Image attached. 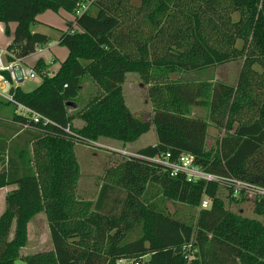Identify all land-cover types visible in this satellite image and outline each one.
Instances as JSON below:
<instances>
[{"label":"trees","instance_id":"16d2710c","mask_svg":"<svg viewBox=\"0 0 264 264\" xmlns=\"http://www.w3.org/2000/svg\"><path fill=\"white\" fill-rule=\"evenodd\" d=\"M84 1L0 0V22L12 35L9 61L51 41L33 30L40 14L63 9L75 16L74 27L59 38L68 55L58 70L49 75L42 58L34 63L41 78L36 88L14 86L9 72L0 71L15 100L49 119L34 123L0 97L1 106L13 107L0 117V189L14 186L0 216V264H117L122 258L142 264H264V221L230 208L245 196H233L216 182H189L147 159L173 162L190 153L207 172L264 186V0H92L76 15ZM238 59L236 84L195 83L194 97L208 116L190 115L172 75ZM130 72L148 86L149 120L126 104L123 83ZM85 78L99 91L79 106ZM76 118L80 127L73 124ZM209 122L221 133L211 148ZM152 125L156 142L110 166L96 201L76 195L77 144L106 139L124 148ZM153 186L163 199L147 196ZM115 188L124 191L122 198L110 199ZM204 195L211 199L208 208H201ZM166 200L196 209V219L169 213ZM254 211L264 214V200L255 199ZM40 212L46 214L52 248L22 257L28 224Z\"/></svg>","mask_w":264,"mask_h":264},{"label":"rangeland","instance_id":"374dc122","mask_svg":"<svg viewBox=\"0 0 264 264\" xmlns=\"http://www.w3.org/2000/svg\"><path fill=\"white\" fill-rule=\"evenodd\" d=\"M59 13L72 19L73 15L71 12L66 10H59L54 12L47 10L40 14L39 17L43 21L33 26V30L42 32L51 37V41L46 44L42 53L37 51L28 55V63L33 65L39 58L50 66L48 68V74L52 75L53 72L57 71L61 63L66 59L68 55V48L64 45L59 44V38L65 29L68 28L70 23L59 16ZM14 22L9 23L10 32L12 34L15 27ZM72 24V23H71ZM1 27L3 31L1 32ZM12 41V35L5 33V23L0 22V49L7 48ZM3 42V43H1ZM6 64V61L4 59ZM242 61L241 59L226 62L219 66L203 68L200 70L183 72L173 74L172 78L179 81L181 92L187 97L190 108L189 112L192 116H200L206 118L208 116V108L203 102L198 101L194 97V85L198 81H222L229 84H236ZM29 65L25 67L29 68ZM41 78H26L21 83H13L14 86H20L25 91H31L38 86ZM10 84L0 85V94L3 96L9 95ZM99 91L98 86L88 78L84 79L82 90L77 102L79 106H85L91 97ZM123 93L125 96L126 104L130 111L135 115L144 120L151 118V103L148 96V86L145 85L139 78L137 73L130 72L126 76V80L123 83ZM13 107L11 105L1 106L0 105V117L10 115ZM74 111V110H73ZM74 113V112H72ZM73 124L80 127L81 121L74 119ZM207 148L214 147L219 140L221 133L216 129L214 125L209 122ZM21 133H25V130L18 129ZM157 140V135L154 125L151 129L143 134L135 142L125 144L122 148V143L116 140H98L90 144H77L75 147L77 159L80 164V178L76 188V195L84 200L96 201L98 198L99 190L104 182L103 176L106 170L110 166L116 165L119 161L124 158V153L138 155L137 151L148 145L154 144ZM122 154V155H121ZM123 156V157H122ZM14 186H6L4 189H0V216L5 210V197L10 189ZM124 191L122 189L115 188L111 192L110 199L122 198ZM152 201L163 199L160 189L157 187H150L148 195ZM167 201V211L171 214H175L178 218L187 221L196 219L197 210L182 203ZM230 208L241 211L242 214L250 218H258L264 221V214L257 215L255 213V199L253 197H247L245 201H240L237 205H231ZM139 235V231L132 234L130 239L136 238ZM52 248V242L50 237V231L48 227L47 217L44 212L37 214L32 221L28 224V243L21 249L22 257L27 255L47 251ZM19 264H26L25 261L19 260Z\"/></svg>","mask_w":264,"mask_h":264},{"label":"built area","instance_id":"2783aa9c","mask_svg":"<svg viewBox=\"0 0 264 264\" xmlns=\"http://www.w3.org/2000/svg\"><path fill=\"white\" fill-rule=\"evenodd\" d=\"M91 3L92 0L79 3L76 9V15H81L82 13H84L90 7ZM43 47V45H37L35 51L41 52L43 50ZM9 55L12 54L8 51L7 48L0 49V71H8L10 79L13 82L19 83L21 80H24L27 77H37V74L31 68H27L22 64V58L14 57V60L9 61ZM4 59L6 61V64L4 62ZM6 83H8L7 79L0 75V85L3 86ZM0 96L16 105L18 107V111L24 116L31 119L34 123L49 122V119L47 117L43 116L40 112L36 111L35 109L30 108L25 104H22L19 101L15 100L12 95L9 94L8 96H3L0 94ZM66 131L71 133L69 128H67ZM134 156L139 155L136 154ZM167 156H169V154ZM147 159H150L151 161L156 163L164 164V166L168 167L171 170L172 175L174 176L179 174L185 175L189 182H203L205 184L209 182H216L225 187H228L232 191L233 196L243 195L246 198L253 197L257 200H264V186L246 180H242L234 176H224L207 172L195 164V157L190 153L182 154L176 161L173 162L164 159L162 156H155L154 158ZM210 205L211 199L207 195H204L201 203V208H208L210 207ZM188 258L190 259L191 256H188ZM117 264H142V259L128 260L122 258L118 260Z\"/></svg>","mask_w":264,"mask_h":264},{"label":"crops","instance_id":"0c3cea01","mask_svg":"<svg viewBox=\"0 0 264 264\" xmlns=\"http://www.w3.org/2000/svg\"><path fill=\"white\" fill-rule=\"evenodd\" d=\"M59 16H61V17H63V18H65L67 21H68V23H70V25L68 26V28H66L65 29V31H67L69 28H70V26H73L74 27V23H75V16L73 15V17H72V19H69L68 17H66V16H64L63 14H61V13H59ZM38 20H39V23H42L43 21L40 19V17L38 16ZM72 23V24H71ZM10 28V27H9ZM15 28H16V24H15V27H14V29H13V32H14V30H15ZM4 29H3V27H1V32L3 31ZM11 30V29H10ZM13 32H12V34H13ZM42 33V32H41ZM12 42V41H11ZM1 43H3V42H1ZM1 45V44H0ZM44 47H43V50H44V48H45V46L46 45H43ZM1 47V46H0ZM1 49H4V48H1ZM43 50L41 51V52H39V53H42L43 52ZM27 59H28V57H24V58H22V64L24 65V66H26V65H29L30 66V64L28 63V61H27ZM43 59V58H42ZM48 63V62H47ZM34 65V64H33ZM33 65H31L29 68H31L32 69V67H33ZM49 69H50V67H49ZM33 70V69H32ZM34 71V70H33ZM35 72V71H34ZM36 73V72H35ZM53 73H55V72H53ZM38 77V76H37ZM36 78V77H35ZM25 80V79H24ZM24 80H21L19 83H21L22 81H24ZM1 97V96H0ZM155 143V142H154ZM2 189V188H1ZM4 189V188H3ZM11 190V189H10ZM9 190V191H10Z\"/></svg>","mask_w":264,"mask_h":264}]
</instances>
